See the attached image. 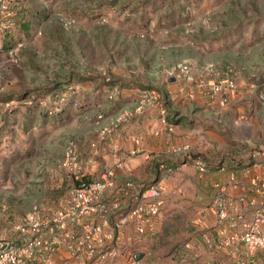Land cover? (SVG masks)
Listing matches in <instances>:
<instances>
[{
    "label": "crops",
    "instance_id": "crops-1",
    "mask_svg": "<svg viewBox=\"0 0 264 264\" xmlns=\"http://www.w3.org/2000/svg\"><path fill=\"white\" fill-rule=\"evenodd\" d=\"M65 1H17L15 27L0 30V61L7 47L21 44L19 64L0 70L4 75L0 80V163L4 164L5 158L22 156V162L32 166L29 176L36 182L35 201L46 200L55 206L62 204L72 184L60 168V161L65 145L75 138L85 173L93 179L117 156L124 160L128 175L141 181L154 180L157 175L164 180L168 174L160 171L159 164L173 165L174 173H189L175 177L176 182L191 176L188 202L194 224L188 240L191 248L186 250L190 251L189 257L197 264H234L235 257L247 249L244 244L233 242L216 248L206 245L201 234L208 233L216 240L220 237L208 210L217 191L216 183L223 186L232 203V216L241 213L248 220L253 208L264 200V194L253 185L255 181L264 182V88L260 85L264 80L238 75L234 89L209 96L194 89L189 94L192 85L180 73L164 76L181 57L170 59L158 47V23L163 22V14L153 13L146 29L140 28L143 18L139 15L120 18L123 20L116 24L119 28L111 32L115 35L108 36L98 22L102 0H75L71 7H64ZM146 2L153 4L155 0L125 3L141 6ZM64 10L75 17V28L65 30L50 20L57 11ZM150 36L155 41H150ZM108 37L110 44H103ZM143 44L144 53L131 51L138 50L131 46ZM103 53L107 54L104 61ZM103 68L109 69L110 79L102 77L99 70ZM118 83L119 90L109 97ZM140 86L158 88L172 128L168 130L160 121L155 108H146L133 113L110 136L101 139L99 132L107 117L124 108L134 110ZM63 93L66 98L57 108L56 96ZM7 103H11L7 105L9 110ZM98 114L107 117L98 119ZM93 141L98 146L94 160L90 147ZM231 144L241 151L237 157H231ZM133 149L134 154L130 152ZM196 163L205 164V171H199ZM163 197L162 210L168 203L165 189ZM241 228L239 222L235 230ZM126 242L124 235L121 244ZM186 251L183 256L188 257ZM250 251L247 264H264V251ZM66 255L63 249L57 251L52 264H62Z\"/></svg>",
    "mask_w": 264,
    "mask_h": 264
},
{
    "label": "built area",
    "instance_id": "built-area-1",
    "mask_svg": "<svg viewBox=\"0 0 264 264\" xmlns=\"http://www.w3.org/2000/svg\"><path fill=\"white\" fill-rule=\"evenodd\" d=\"M12 2L0 0V30H10L16 25ZM103 20L105 18H101ZM63 23L66 25L69 20ZM9 53L16 61V50L11 49ZM174 71L180 73L193 88L209 95L236 86L230 68L217 71L209 64L202 73L195 75L191 66L182 61ZM211 74L218 75V78L209 83L207 77ZM260 85L264 88L263 84ZM118 90L119 86L113 85L109 97ZM139 96L134 110L117 112L110 124L102 129V134L112 133L133 113L145 111L148 106L157 109L160 121L168 130L172 128L157 90L143 88ZM65 98V93L56 96L57 108ZM90 147L94 160L98 153L97 143L91 142ZM130 152L134 154L136 150ZM158 167L163 174H169L176 168L164 164ZM205 167V164L196 163L199 171H205ZM60 168L77 180L85 174L83 159L75 142L70 141L65 146ZM253 185L264 194V182L255 181ZM215 186L217 191L211 198L208 210L215 218L220 237L216 240L210 234L202 233L201 239L206 245L216 248L241 242L247 249L243 255L235 257L234 264H247L250 262V249L264 251V200L253 208L251 218L244 220L241 213L235 216L230 214L232 203L227 199L225 189L218 183ZM163 192L161 179L141 181L131 178L124 160L117 156L101 170L97 178L79 185L71 184L61 205L55 206L51 202L33 205L16 225L17 236L0 239V264H52L53 254L61 249L67 254L62 264H87L94 259L112 258L122 253L120 248L124 235L130 242L132 238L152 235L156 231L164 205ZM239 222L242 225L240 231L235 230ZM190 248V241H187L176 248V253L183 256ZM135 254L128 253L123 264H135Z\"/></svg>",
    "mask_w": 264,
    "mask_h": 264
},
{
    "label": "rangeland",
    "instance_id": "rangeland-1",
    "mask_svg": "<svg viewBox=\"0 0 264 264\" xmlns=\"http://www.w3.org/2000/svg\"><path fill=\"white\" fill-rule=\"evenodd\" d=\"M17 1L20 2V0H13L12 4L15 6L14 3ZM125 2L126 0H102L99 16L105 20L101 21L100 18L98 22H101L103 34L114 36L115 34L111 32L119 28L116 24H119L123 19L137 15L143 18V21H140L142 23L140 28L146 29L153 13L163 14V22L158 23L159 41L161 42L158 47L164 50L170 59L175 56L181 57L179 61L166 69L165 77L172 76L176 65L184 61L191 66L195 75L202 73L205 66L211 64L217 71L230 68L235 81L238 75L249 80L254 78L264 80V0H196L193 3H188L187 0H155L153 4L146 2L141 6L126 4ZM74 4L75 0H66L64 7H71ZM71 15L67 10L57 11L53 15L54 17H50V20H55L63 29L70 30L75 28L77 23L75 17ZM120 18L123 19L120 20ZM64 20H69V23L65 25ZM11 30L13 29L2 31ZM109 38L108 42H103V44H110ZM149 40L155 41V38L150 36ZM20 48V43L11 44L7 47L3 52L4 55H1V58L4 57V60L0 61L1 71L19 64L21 59ZM131 48H138V50L133 49L131 51L134 54H141L146 46L143 44L131 46ZM11 49L16 50V61L11 58L9 53ZM1 51H3L2 48H0V53ZM106 56V53L101 55L102 61L106 59ZM41 64L45 65V62H41ZM99 71L105 80L111 78L109 69L103 68ZM195 71L196 73H194ZM135 73L136 70L132 74ZM3 76L0 72V80L4 79ZM217 76L215 74L209 75L207 77L209 83L215 81ZM143 88L157 90L162 98L158 88L152 86H140L138 94ZM1 89L2 86L0 85V92ZM194 89L196 88L189 91V94H192ZM110 91L112 92V90ZM206 95L209 96V94ZM139 98L138 95L137 102ZM162 103L167 113L164 101ZM8 104L11 105V103L5 104L7 110L10 108V105L7 106ZM148 108L155 107L148 106ZM124 109L132 110L130 108ZM97 117L102 119L107 116L98 114ZM111 118L110 116L107 117V123L102 126L99 132L101 139L112 134H102V129L110 124ZM70 141L75 142L77 148L79 147L78 138ZM240 152L238 147L231 144V157L233 155L237 157ZM23 160V157L19 155L14 158H5L4 164L0 163V239L15 238L18 234L16 225L28 214L30 210L28 208H32L38 203H47L46 200L35 201L36 182L31 180L29 176V170L32 169V166L25 165ZM175 171L176 169L165 176L164 180H162L161 175L154 178L161 179L163 184L164 182L167 183V186L164 185V189L166 197H168V203L165 204L160 214L156 231L152 235L132 238L130 242L127 240L126 244L120 248L122 253L112 258L92 260L87 264H123L125 256L132 252L140 254L139 258H135V264H197L195 259L189 257L188 252L190 251H186L188 257L176 255V248L190 238V228L194 224V212L188 202L191 196L189 182L191 176L176 182L175 177L189 173L179 171L174 173ZM197 181L198 179L195 177V182Z\"/></svg>",
    "mask_w": 264,
    "mask_h": 264
},
{
    "label": "trees",
    "instance_id": "trees-1",
    "mask_svg": "<svg viewBox=\"0 0 264 264\" xmlns=\"http://www.w3.org/2000/svg\"><path fill=\"white\" fill-rule=\"evenodd\" d=\"M15 4V6L16 7H19V3L17 4V3H14ZM14 6V7H15ZM119 85V84H118ZM52 112V111H51ZM49 113V112H48ZM70 179H71V183L72 184H76V185H79L80 183H82V182H89L90 180H92L93 178H90L89 176H88V174H84L83 176H82V178H80L79 180H77V179H75V178H72V177H70ZM94 260H97V259H94Z\"/></svg>",
    "mask_w": 264,
    "mask_h": 264
},
{
    "label": "water",
    "instance_id": "water-1",
    "mask_svg": "<svg viewBox=\"0 0 264 264\" xmlns=\"http://www.w3.org/2000/svg\"><path fill=\"white\" fill-rule=\"evenodd\" d=\"M139 257H140V254L136 253L135 258H139Z\"/></svg>",
    "mask_w": 264,
    "mask_h": 264
}]
</instances>
